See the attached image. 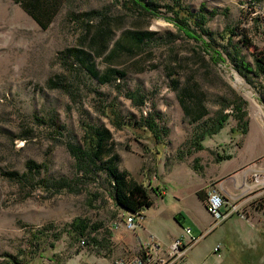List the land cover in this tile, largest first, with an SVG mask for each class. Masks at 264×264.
Segmentation results:
<instances>
[{
	"label": "rangeland",
	"instance_id": "1",
	"mask_svg": "<svg viewBox=\"0 0 264 264\" xmlns=\"http://www.w3.org/2000/svg\"><path fill=\"white\" fill-rule=\"evenodd\" d=\"M155 1L157 16L146 17L129 8L130 0H58L42 27L20 3L0 0V264H65L78 251L79 235L69 226L78 216L92 227L90 243L108 239L119 210L106 176L82 179L70 150L83 144V122L111 131L119 169L146 185L155 202L135 221H151L157 234L180 230L170 212L197 210V218L206 221L208 213L194 192L205 195L219 180L220 187L229 185L235 203L244 200L245 219L234 214L204 234L186 264L198 253L208 256L204 264H264V193L254 196L257 190L244 186L251 169L264 168V73L243 76L229 57L235 45L239 57L253 65L264 54V33L242 17L246 0H179L192 12L204 5L211 42L205 34L194 39L178 30L163 6L171 0ZM259 2L264 10V0ZM105 22L112 33L107 47L98 50L89 41ZM137 31L154 34L133 52L122 49L107 58L115 41ZM111 69L125 75L103 82ZM127 92H138L144 103L133 102ZM236 98L243 101L242 121L235 116ZM104 107L117 109L122 126L103 115ZM199 107L204 116L193 118ZM224 113L220 131L201 140L204 148L192 146L195 135ZM145 118L156 124L159 140L144 126ZM242 122L244 134L238 130ZM227 154L232 157L217 158ZM252 154L256 158L238 168L236 160ZM29 161L39 168L30 169ZM10 171L19 176L10 177ZM58 179L75 190L50 191L46 182ZM258 217L263 235L254 237L249 223ZM133 232L144 241L152 234L140 224ZM203 233L193 230L194 236ZM223 235L232 244L214 251Z\"/></svg>",
	"mask_w": 264,
	"mask_h": 264
},
{
	"label": "trees",
	"instance_id": "2",
	"mask_svg": "<svg viewBox=\"0 0 264 264\" xmlns=\"http://www.w3.org/2000/svg\"><path fill=\"white\" fill-rule=\"evenodd\" d=\"M17 3H20L23 9L42 27H46L49 21L54 16L57 11L58 0H14ZM171 4L163 5L168 11L173 14L172 20L175 22L178 30L183 33L190 34V38L199 39L200 34H205L209 37V42H211L213 37L209 29L205 27V23L208 20L209 13L205 11L204 5L201 6L199 11L192 12L186 8L181 7L179 0H171ZM259 1V0H254ZM131 10H135L138 13L146 17H155L157 16V10L160 5L155 0H130ZM248 12L243 11L242 17L248 20ZM215 10H212L210 15H213ZM261 21H264L262 17L253 18L252 23L256 24L261 28ZM103 24L100 28L97 29L95 35L90 39L89 43L94 45L96 49L102 50L105 49L108 45L111 37L112 28ZM200 33H197L198 31ZM197 31V32H196ZM230 34H236L233 30L229 31ZM264 33V31H262ZM154 33L152 31H137L134 33H126L125 37L114 42L108 59H110L115 53L120 50H126L128 52H133L135 49L140 48L146 38H149ZM231 44V43H229ZM234 50L233 53H229L230 59L233 61L236 70L243 76L248 74L258 75L259 73H264V54L262 57H256L254 64L251 65L248 62L244 61L239 57V49L235 45H231ZM217 55L221 59L220 52H217ZM93 74L97 75L94 69H91ZM125 72L122 70H110L101 76L103 82H110L113 76L123 77ZM127 97L130 98L133 102L137 104H143V97L139 95L138 92H127ZM243 101L240 98L235 99L234 112L238 121H242L244 117V112L242 111ZM106 107V106H105ZM101 111L105 117H110L113 119L116 126H122L123 116L117 111L116 108L111 107V109H105ZM204 116L202 108L199 107L198 112L195 113L193 118H199ZM228 115L226 113L212 120L210 126L203 127L202 131L197 133L192 141V146L197 150L203 149L201 145V140L204 139L205 135L211 136L220 131L223 127L225 120ZM151 118V117H149ZM147 130H149L157 140L160 139V131L156 127V124L151 119H144L143 121ZM81 128L83 130L82 136V146H72L70 147L71 153L75 159L76 167L80 172L82 179L89 178L93 182L98 180V174L104 173L107 180V189L109 190L110 197L114 201L115 205L119 208L129 212L133 215L141 216L142 211L145 208L152 206V199L149 195V190L141 182H138L134 179L127 170H121L118 167V153L115 150L114 143L112 141V135L109 128L105 126L94 125L91 123H82ZM238 130L242 134L247 132V123L242 122L238 126ZM221 159H230L232 156L227 154L225 156L218 155L217 158L220 161ZM28 167L32 170L39 168V165L29 161ZM10 177L14 178L19 176L15 171H10L8 173ZM73 184V183H72ZM69 181L65 179L58 180H49L46 182V186L50 191L59 192L64 188L73 191L75 187ZM97 196V195H95ZM197 196L204 200L205 197L202 192L197 191ZM176 220L180 222L177 215H175ZM71 231L79 235L78 237H87L88 244H90V239L88 234L91 233L92 227L89 225L87 219L82 217H76L70 223ZM14 263H18L15 257L11 258Z\"/></svg>",
	"mask_w": 264,
	"mask_h": 264
},
{
	"label": "built area",
	"instance_id": "3",
	"mask_svg": "<svg viewBox=\"0 0 264 264\" xmlns=\"http://www.w3.org/2000/svg\"><path fill=\"white\" fill-rule=\"evenodd\" d=\"M240 6L244 11H250L248 12V20L250 23H252L255 17L264 18V10L259 1L246 0ZM260 31H264V21H261ZM261 115L264 118V111ZM244 186L251 191L257 190L258 195L264 193V168L255 167L251 169L249 178L244 181ZM204 205L212 217L209 229L205 233L194 236L192 228L190 226H184L181 236L173 238L165 249L162 248V242L155 235L149 234L148 240L140 243L138 251L130 255L120 256L112 264H179L187 257L189 251L199 240L205 236L204 234H207L234 214L239 215L242 219H245L246 216L240 206L228 203L222 190L218 187L209 186L206 189ZM135 218L136 216L131 213L127 216L119 213L118 219L112 223V229H119L123 222L128 230L134 231L139 225L135 221ZM88 245L87 237L82 236L77 241V247L79 248L84 249ZM218 249L219 245L214 247L215 251Z\"/></svg>",
	"mask_w": 264,
	"mask_h": 264
},
{
	"label": "crops",
	"instance_id": "4",
	"mask_svg": "<svg viewBox=\"0 0 264 264\" xmlns=\"http://www.w3.org/2000/svg\"><path fill=\"white\" fill-rule=\"evenodd\" d=\"M251 156L246 157V159H244L240 156L239 159L236 160V165L238 166V168H239V165H244L245 161L249 162V161H252L253 159L256 158V155H254V154H252ZM218 165L220 166V163ZM237 181H240V179L235 178L234 182H237ZM234 182H233V184H234ZM216 186L222 190L223 194H226L227 197L226 196L225 197H226L228 203L236 204L237 206H240L241 209H243L242 206H243L244 200H241L240 202L235 203V201H234L235 197L233 198V196L230 195L231 193H229L230 192L229 185L228 186L226 185V187H224V186L220 187V180H219ZM194 194L197 197V199L199 200L200 206H202L204 208V210H206V212H207V209L205 208V205H204V200H201L197 196V191H195ZM256 195H257V192L254 194V196H256ZM163 196H164V192L162 191V194H160L158 197H160V199H163ZM204 197H205V195H204ZM151 199H152V197H151ZM154 205H155V202L153 201L152 206H154ZM116 207L118 208L119 213H122L124 216H127L128 214H130L129 212H126L125 210L119 208L118 206H116ZM157 207L158 208H156V209H158V213L156 215L157 216L156 218H159L161 220L162 209L159 208L158 205H157ZM144 212H145V210L142 211L140 217H143ZM197 214H198L197 210H196V212H191V211L187 210V212H185V213L183 211H180V212L178 211L175 213L170 212L168 214V216H172L173 219L175 220L174 216L177 215L180 222L182 223V225L179 224V222L177 220H175L176 224L180 226V230L176 231V232L171 231V233H169L167 236H163V235H161V233H159L160 235L157 234L156 231L153 229L151 221L148 223L147 222H142V223L138 222V224H140V226H142L144 228V230H147L152 234L154 233L153 235L158 237V239L162 242V248L165 249L170 244V242L172 241L173 238L181 236L182 228L184 226H190L192 228V233H193L194 229H197L199 231L201 229H204V232H206L209 229V225L212 222L211 215L208 213V218L206 219V221L203 222L197 218ZM258 218L256 219L255 222L251 221L249 223L250 224L249 226L252 230L251 236H254V237H258V236L263 235V231H262V228H263L262 225L263 224L260 223L261 220H260V218L259 219ZM186 220H188V222H189L188 224L183 223ZM148 224L150 226H148ZM216 229H217V226L214 229H212L211 231H214ZM232 232H233V234L237 233L235 231V229H233ZM222 237H223L222 241L217 243L214 247L219 245V248H220L223 245V247L225 249H227V247L232 244V243H230L232 238H230L227 235H223ZM107 238L108 239H105V242L101 243V244L93 241V243H90L88 245V247H86L84 249L78 247L77 253H74L70 257L66 258L65 264H112L116 258L123 256V255H130V254H133L136 251H138L140 243H142L144 241V240L140 239L139 234L134 233V232L131 233V231L128 230L123 224H121L119 229H113L111 231L109 237H107ZM218 239L220 241V237ZM78 240H79V237L76 240V245H77ZM98 245H101L100 249L98 248ZM213 250H214V248H213ZM191 251L192 250L189 251L187 257L191 256L190 255ZM228 251H226V252H228ZM198 254L196 255L195 258H193V257L191 259L188 258V260L190 262H192L191 264H204L207 261L208 256H205L202 254V256L200 257L201 253L199 255ZM223 256L224 255H222V257ZM261 256L264 258L263 252H262ZM187 257L185 258L186 260L184 259L179 264H186L187 263Z\"/></svg>",
	"mask_w": 264,
	"mask_h": 264
},
{
	"label": "bare ground",
	"instance_id": "5",
	"mask_svg": "<svg viewBox=\"0 0 264 264\" xmlns=\"http://www.w3.org/2000/svg\"><path fill=\"white\" fill-rule=\"evenodd\" d=\"M235 80L239 83V84H241L242 83V81H241V79L237 76V77H235Z\"/></svg>",
	"mask_w": 264,
	"mask_h": 264
}]
</instances>
